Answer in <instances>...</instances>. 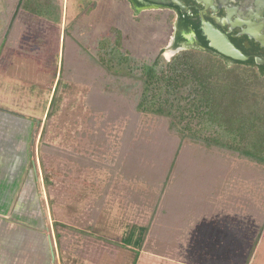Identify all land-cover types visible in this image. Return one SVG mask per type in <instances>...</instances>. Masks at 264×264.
<instances>
[{
	"label": "rangeland",
	"instance_id": "rangeland-1",
	"mask_svg": "<svg viewBox=\"0 0 264 264\" xmlns=\"http://www.w3.org/2000/svg\"><path fill=\"white\" fill-rule=\"evenodd\" d=\"M57 1L61 8L60 24L22 12L14 13V6L10 5L13 0H0V104L9 106V112L19 117L34 120L31 160L39 172L40 136L45 129L49 150L78 151L86 140L78 134L91 130L87 126L90 122L99 121L92 119L86 102L92 92L88 79L94 85L103 73L98 71L92 57L101 38L111 36L115 40L111 30H118L122 52L147 64H153L158 58L169 62L183 50L174 46L176 15L172 12L134 11L127 0ZM14 22L23 29L22 40L16 46L9 38ZM64 32L69 36L66 53L62 50ZM77 42L86 50H81ZM17 57L22 61L16 63ZM62 59L65 78L57 96L55 116L49 121L47 115ZM22 69L36 73L25 75ZM39 69L45 74L51 70L56 76L54 82L52 73L45 81H39ZM103 89L110 94L114 92L111 85ZM252 89L262 102L259 111L264 116V79ZM115 106L118 120L110 123L105 132L111 149L106 152L104 145H97L99 155L92 157L94 163L102 162L104 168L81 175L73 182L74 191L59 204L48 208L41 172L37 178L33 173L28 175L29 179L38 181L51 232L54 220L73 225L88 204L98 200L100 190L109 182L110 172L114 170L119 175L116 184L120 192L118 197L109 192L105 199L110 214L106 228L115 232L116 239L112 240L119 245L131 229L136 237L138 227H149L145 249L137 264H264V229L255 246L264 226V170L241 158L222 154L214 155L212 165H205L201 160L192 159L194 150H186L178 158L170 185L162 196L158 191L149 194L146 200L151 204L142 205L140 198L145 197L141 191L147 192L150 186L162 187L175 157V140L161 133L159 120L136 115L129 100L119 99ZM97 125L98 122L94 126ZM4 130L0 122V156L7 152L3 147L12 140L15 145L10 146L13 149L9 148L8 153L23 152L26 146L23 123L6 125L12 138ZM142 131H152L155 135L144 150L134 145L137 142L141 146L138 135ZM16 175L19 173L9 179L13 180ZM128 188L134 191L129 202L123 199ZM192 218H195L193 223ZM207 235L211 242L206 244ZM83 240L77 236L73 249L82 247L84 250ZM133 251V247L123 249L95 244L88 259L83 255L84 260L77 259L71 264H133ZM57 260L61 264L59 258Z\"/></svg>",
	"mask_w": 264,
	"mask_h": 264
},
{
	"label": "trees",
	"instance_id": "trees-1",
	"mask_svg": "<svg viewBox=\"0 0 264 264\" xmlns=\"http://www.w3.org/2000/svg\"><path fill=\"white\" fill-rule=\"evenodd\" d=\"M10 5L14 6V13L22 12L51 23H61V8L57 0H13ZM183 19V13H180L175 30V47H181L183 50L169 62L158 58L153 64H147L122 52V37L118 30H111L115 40L111 36L100 39L98 50L94 51L92 57L98 71L103 73L94 85L92 80L88 79L92 92L86 102L92 112V119L98 118L99 121L90 122L87 126L91 130L87 129L86 132L78 134L86 138L84 146L78 151L59 149L53 151L46 146L47 129H43L44 132L40 136V172L48 208H53L70 195L74 191L73 182L80 179L81 175L92 169L104 168L102 162L94 163L92 157L99 155L96 154L97 145H104L106 152L111 149L105 132L108 131L110 123L118 120L115 103L119 99L125 102L129 100L136 115L159 120L162 128L160 130L163 131L161 133L175 140V157L170 163L162 187L150 186L147 192L141 191L145 197L140 198L144 202L142 205L149 206L150 202L146 200L149 199V194L158 191L162 196L170 185L169 181L178 158L186 150H194L192 159L201 160L205 165H212L215 156L222 154L241 158L264 170V116L259 111L262 102L252 89L253 86L258 87L264 79V72L259 73L250 67L249 63L232 60L210 48L197 24H193L192 27L201 44H186L182 33L190 29ZM21 27L14 22L10 30L9 38L14 46L22 40ZM68 39V33L64 32L62 46L64 53L68 49ZM77 43L81 50H86L82 43ZM83 54L86 55L84 51ZM17 58L16 63L22 61L21 57ZM63 60L49 106L47 115L49 121L55 116L57 96L65 78ZM22 71L29 76L36 73L26 72L24 69ZM37 72H41L39 78L36 75L39 81H45L52 73L49 70L45 74L44 70L40 69ZM22 78L25 76L22 75ZM54 79L56 76L53 74V82ZM108 85L114 88L111 94L103 89ZM97 122L98 125L94 126ZM152 131L149 133L142 131L138 135L141 137V146L137 142H134V145L137 148L143 147L144 150L145 145L147 146L155 136ZM36 170L40 177L38 167ZM118 178L117 171L110 172L109 182L100 190L98 200L88 204L84 213L74 219L73 225L54 220L52 232L49 227L52 243L61 264L76 263L77 259L84 260L83 255L88 259L91 247L95 244L123 249L133 247V264H137L140 253L145 249L149 227H138L140 230L136 237L131 229L129 235L124 237L119 245L113 242L116 239L115 232L106 228V219L110 214L104 203L109 192H112L113 197L119 196L120 187L116 184ZM131 192L134 191L128 188L123 199L129 202ZM44 207L46 208V205ZM194 219L190 221L193 223ZM263 229L264 226L257 235L255 246L261 238ZM77 236L85 239L84 250L82 247L73 249V241ZM53 264H59L57 256Z\"/></svg>",
	"mask_w": 264,
	"mask_h": 264
},
{
	"label": "crops",
	"instance_id": "crops-1",
	"mask_svg": "<svg viewBox=\"0 0 264 264\" xmlns=\"http://www.w3.org/2000/svg\"><path fill=\"white\" fill-rule=\"evenodd\" d=\"M0 122L5 130L6 125L23 123L26 135L23 152L13 150L8 153L10 146L15 145L12 140L3 147L7 152L0 156V264H53L59 255L47 227L42 192L37 179L28 177L32 173L37 175L30 145L34 120L19 117L9 112V106L0 104ZM8 130L6 135L12 138ZM15 173L19 175L9 179ZM208 242L211 240L207 235L205 243Z\"/></svg>",
	"mask_w": 264,
	"mask_h": 264
},
{
	"label": "flooded vegetation",
	"instance_id": "flooded-vegetation-1",
	"mask_svg": "<svg viewBox=\"0 0 264 264\" xmlns=\"http://www.w3.org/2000/svg\"><path fill=\"white\" fill-rule=\"evenodd\" d=\"M134 11L159 10L176 15L175 30L179 14L183 13L186 26L183 32L186 44L200 45V38L193 30L197 24L203 32V18L224 33L230 41L247 57L249 63L259 73L264 72V0H127ZM178 1L182 4L175 3ZM191 35H194L191 37ZM208 41V40H207ZM209 43V42H208ZM181 48V47H180ZM251 62V63H250Z\"/></svg>",
	"mask_w": 264,
	"mask_h": 264
},
{
	"label": "water",
	"instance_id": "water-1",
	"mask_svg": "<svg viewBox=\"0 0 264 264\" xmlns=\"http://www.w3.org/2000/svg\"><path fill=\"white\" fill-rule=\"evenodd\" d=\"M176 4H182L178 1H175ZM203 32L206 36L209 47L225 56L235 61L244 62L247 60V57L240 51L231 41L230 39L222 33L219 29H217L213 24L206 21L203 18ZM194 35H191V37Z\"/></svg>",
	"mask_w": 264,
	"mask_h": 264
}]
</instances>
